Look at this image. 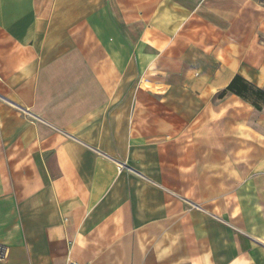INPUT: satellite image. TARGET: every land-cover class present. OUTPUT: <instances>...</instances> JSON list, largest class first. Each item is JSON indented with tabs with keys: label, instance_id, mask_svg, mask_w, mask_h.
<instances>
[{
	"label": "crops",
	"instance_id": "obj_1",
	"mask_svg": "<svg viewBox=\"0 0 264 264\" xmlns=\"http://www.w3.org/2000/svg\"><path fill=\"white\" fill-rule=\"evenodd\" d=\"M264 0H0V264H264Z\"/></svg>",
	"mask_w": 264,
	"mask_h": 264
},
{
	"label": "trees",
	"instance_id": "obj_2",
	"mask_svg": "<svg viewBox=\"0 0 264 264\" xmlns=\"http://www.w3.org/2000/svg\"><path fill=\"white\" fill-rule=\"evenodd\" d=\"M227 92L233 93L244 99H253L252 105L255 109L261 108L264 103V92L248 85L240 76H235L226 88Z\"/></svg>",
	"mask_w": 264,
	"mask_h": 264
},
{
	"label": "built area",
	"instance_id": "obj_3",
	"mask_svg": "<svg viewBox=\"0 0 264 264\" xmlns=\"http://www.w3.org/2000/svg\"><path fill=\"white\" fill-rule=\"evenodd\" d=\"M6 256V251L3 248H0V260L4 259ZM69 264H75L73 262H70Z\"/></svg>",
	"mask_w": 264,
	"mask_h": 264
}]
</instances>
